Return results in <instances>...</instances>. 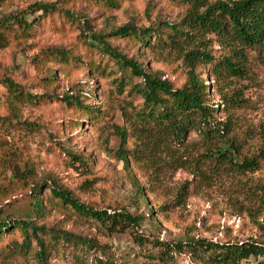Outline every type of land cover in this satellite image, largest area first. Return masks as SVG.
I'll return each mask as SVG.
<instances>
[{
  "label": "rangeland",
  "instance_id": "1",
  "mask_svg": "<svg viewBox=\"0 0 264 264\" xmlns=\"http://www.w3.org/2000/svg\"><path fill=\"white\" fill-rule=\"evenodd\" d=\"M215 1L117 0L115 7L97 0H0V25L5 16L24 13L34 2H58L75 18L40 17L28 34L10 23L4 26L8 40L0 48V78L9 76L33 94L53 91L59 97L16 102L0 82V218L33 220L46 230H63L97 242L91 249H80L67 243L57 245L44 236L54 245L47 264H92L97 256L114 264H149V243L137 245L134 235L170 242L186 237L219 242L264 237L260 228L264 224V62L253 55L246 78H238L229 87L219 84L228 94L241 89L245 99L232 114L236 121L230 138L232 158L222 161L212 157L222 142H209L192 133L185 146H174L126 124L121 115L124 99H133V104L140 99L127 96L130 85L122 94L114 79H138L130 78L117 62L94 49L92 37L85 41L81 35L87 20L90 30L85 34L103 35L127 23L147 28L178 22L195 2L204 9ZM206 37L207 49L214 56L227 52L212 35ZM104 40L174 87L186 82V66L175 52L143 47L129 37L104 36ZM54 47L69 50L70 60L61 62L56 55L43 58ZM91 62L101 67L91 69ZM208 68L199 67L200 73L210 85L211 101L218 103ZM66 91L88 108L61 101ZM217 116L223 117L219 112ZM119 130L126 133V147L131 150L127 162L119 156ZM242 161L248 164L242 166ZM26 168L33 169V180L25 173L21 178L11 172ZM51 178L88 208L127 211L140 215V224L112 232L53 197L44 186L39 193L43 208L37 211L33 182L51 184ZM22 233L12 228L0 236V264H39L36 241L30 238L29 247L22 246ZM168 264L191 263L182 254Z\"/></svg>",
  "mask_w": 264,
  "mask_h": 264
},
{
  "label": "trees",
  "instance_id": "2",
  "mask_svg": "<svg viewBox=\"0 0 264 264\" xmlns=\"http://www.w3.org/2000/svg\"><path fill=\"white\" fill-rule=\"evenodd\" d=\"M102 1L106 6H118L117 0ZM195 2L190 10L178 22H164L155 27L139 28L130 23L124 24L108 33L85 34L90 30V24L82 25L81 35L85 41L92 37L95 43L94 49L100 50L102 55L108 56L124 71H128L130 78H137L131 81L124 76L121 80L114 79L117 89L123 94L126 87L128 97H138L140 102L133 104V99H124L121 105V115L126 124L132 128L136 125L139 130L145 131L146 135L153 134L160 140H166L174 146H185L190 134L196 133L209 142H222L217 147L218 152L212 157L221 160L232 158L233 147L231 133L234 130L235 122L232 116L233 110L239 107L238 103L245 100L241 89H231L223 92L221 84L226 83L227 87L238 78H246L249 72V60L253 55L264 62V0H216L203 9ZM37 13H40L35 16ZM54 14H62L64 17L75 21L73 13L57 3L34 2L29 4L24 13H14L5 16L4 22L0 25V48L7 42L6 29L4 26L14 23L23 34L29 33V28L35 24L40 17ZM31 15L32 19H27ZM207 35H212L220 46L227 52L214 56L210 49H207ZM104 36L129 37L143 47H151L157 50L169 49L178 54L186 66V82L182 87H174L168 80L163 79L158 73L147 71L137 60L127 57L116 48L111 47ZM48 56L56 55L59 61L67 63L70 60L69 50L63 47L48 48L45 51ZM91 69H98L101 63L91 62ZM209 66L208 74L213 77L214 91L220 101L214 103L210 99V85L205 83L199 67ZM105 71V68L102 72ZM0 82L5 86L9 97L16 102H40L44 98H59L53 91L33 94L24 90L9 76H2ZM220 84V85H219ZM223 89V88H222ZM66 104H74L78 107L84 106L78 96H72L66 91L60 99ZM132 100V101H131ZM15 108V103H11ZM223 117H218L217 113ZM4 119V118H2ZM3 123V121H2ZM119 136V156L125 162L129 161L130 151L126 147V133L122 130L117 132ZM229 150H221V148ZM135 149L132 150V152ZM223 156V157H221ZM71 157L75 155L71 154ZM233 161V159H232ZM236 164V163H234ZM246 166L247 162H240ZM15 176L33 180V169H13ZM52 183L33 182L35 195V209L43 208L39 199L42 186L49 189L50 194L64 204L70 205L74 210L90 216L101 223L107 230L119 231L127 229L131 224H140L141 216L134 215L127 211L108 212L106 210H93L79 203L72 197L69 189L51 178ZM138 194L144 197V193L138 188ZM18 228L23 233L24 242L22 246L29 247L30 238H34L38 249L35 257L39 264H47L46 258L54 245L44 240L57 242V245L69 244L80 249H91L97 246V242L91 238L74 235L67 231L58 229H45L44 225H36L33 220L18 218H0V236L11 229ZM264 232V224H261ZM61 240V241H60ZM137 245L143 247L147 241L152 249L146 255L148 263L168 264L173 262L177 255L186 254L191 264H264V237L251 240L219 242L207 238L186 237L175 241L149 240L141 235H134ZM92 264H114L107 259L95 257Z\"/></svg>",
  "mask_w": 264,
  "mask_h": 264
}]
</instances>
